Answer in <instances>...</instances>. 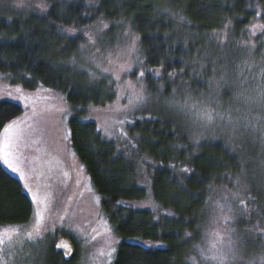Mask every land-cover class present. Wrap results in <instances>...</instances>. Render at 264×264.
Segmentation results:
<instances>
[{"label": "trees", "instance_id": "obj_1", "mask_svg": "<svg viewBox=\"0 0 264 264\" xmlns=\"http://www.w3.org/2000/svg\"><path fill=\"white\" fill-rule=\"evenodd\" d=\"M253 25L264 26V0H0V73L31 91L51 89L75 108L66 115V137L120 239L112 264H192L211 210L220 213L225 198L235 206L224 207L227 225L264 230L252 210L264 202V124L251 127L249 116L231 121L226 105L234 93L217 88L236 67L224 72L229 61L252 76L245 73L249 58L264 60V38L247 33ZM72 27L75 35L61 31ZM112 47L132 50L129 78L143 85L147 100L109 138L82 117L111 102L113 88L78 62L84 51L104 57ZM205 109L211 123L199 116ZM23 112L0 100V134ZM141 201L152 208L134 206ZM32 214L22 184L0 163V226L27 223Z\"/></svg>", "mask_w": 264, "mask_h": 264}, {"label": "rangeland", "instance_id": "obj_2", "mask_svg": "<svg viewBox=\"0 0 264 264\" xmlns=\"http://www.w3.org/2000/svg\"><path fill=\"white\" fill-rule=\"evenodd\" d=\"M254 26L247 29L249 37L257 41L263 39L264 31L261 26H255V28ZM253 30L255 35H252ZM261 47L264 48V42ZM116 48L115 50H112L113 47L110 48L109 50L112 51L104 57L84 51L79 55L78 62L81 69L90 73L92 80L105 78L106 83L113 88L114 98L111 102L100 107L87 108L88 112L82 117L85 121L95 122L99 130L109 138L120 133L123 116L131 109L129 99L133 88L139 90L141 87V84L129 78L133 61L132 50ZM239 62L237 59L231 60L223 67L224 72H229L230 65H236L230 74L219 80L217 88L221 93H234L232 101L226 105L231 108L228 112L231 121H243L244 117L249 116L251 125L257 126L260 122L264 124V119H257L264 114V109L259 103L251 102L257 98L259 91L264 89V77L261 74L258 75L257 71H251V68L264 69V60L249 58L245 73L252 76L239 73ZM121 66L130 70L124 71ZM117 76L119 79H116ZM10 80L12 79L9 76L0 73V100L12 101L24 108L23 114L14 120L19 122L18 127L23 130V139L16 149V156L18 166L24 171L26 179L22 180L19 174L7 169L2 160L0 163L22 184L24 192L32 203L33 214L27 223L0 226V228L19 229V234L13 236L11 241L5 237V244L0 245L3 249L0 251V256L7 260V264H107L109 245L116 250L120 239L110 227L99 196L67 140L66 115H73L75 108L69 105L63 95L51 89L39 87L31 91L22 84L12 83ZM17 89L21 91L17 92ZM242 89L247 91L243 95L240 93ZM18 96L27 97V100L13 99ZM220 107L223 106L220 105ZM241 111L242 115L239 114ZM4 135L2 130L0 141L3 140ZM139 178L147 186V177L142 172L139 173ZM25 184H28L32 191L44 201L40 205L44 209L42 238L36 240H29L26 236L35 223L34 212L37 206L33 204L32 193L25 189ZM144 188L150 198V187ZM219 196L222 197V195ZM143 202H137L134 206L152 208L148 201ZM223 205L235 208L233 202L227 201L226 198ZM215 210H217L216 207H213L200 241L194 247L192 264H217L216 261H204L199 253V248L207 250L215 242L214 233L216 232L224 235L225 243L230 233L234 242L235 258L230 254L227 264H261L264 258V231L252 232L240 228L237 220L232 221V227L224 225L222 213L226 214V212L218 213ZM252 210L258 221H264L262 218L264 202L253 206ZM61 241L71 248L69 258H65L64 253L58 251L56 247ZM53 251L59 252L64 262L55 261Z\"/></svg>", "mask_w": 264, "mask_h": 264}, {"label": "snow or ice", "instance_id": "obj_3", "mask_svg": "<svg viewBox=\"0 0 264 264\" xmlns=\"http://www.w3.org/2000/svg\"><path fill=\"white\" fill-rule=\"evenodd\" d=\"M22 6V5H20ZM46 10V9H45ZM181 21L184 20V17H180ZM122 23V22H121ZM104 27L107 28L108 25L104 24ZM255 28V26H254ZM262 31H264V26H261ZM62 32L68 33L69 35H75L76 29L75 27L72 28H62ZM127 34V33H126ZM252 35H255V31L253 30ZM139 39V37H134L133 43H132V50H135L136 48V41ZM90 42L95 44V41L92 40V37L89 36ZM83 47V46H81ZM255 45H253V48ZM111 62V61H110ZM99 67V65H97ZM122 70L124 71H129L130 69L124 68L121 66ZM103 71H108V69H103ZM155 75L159 76L160 70L156 69L154 70ZM173 73H169V76H172ZM261 75L264 77V69L261 70ZM140 76H144V71H140ZM95 78V77H93ZM116 79H119V76L116 77ZM20 89H17V92H20ZM13 99H20V100H27V97L24 96H18V97H13ZM147 100V97L145 95V90L143 88V85H141L139 90H136L133 88L132 94L129 99V105L131 107H136V106H142ZM252 103H259L262 109H264V89H261L257 95V98L255 100H251ZM27 106V105H26ZM187 101L185 102L184 107H187ZM193 107H195L193 105ZM200 118L206 119L209 123L212 122L213 116L210 112H208L206 109L203 112L199 113ZM258 119H264V114L258 116ZM19 122L18 121H12L10 122L6 127H4L3 131L5 133L4 138L2 141H0V160L3 161V164L7 169H10L11 172L19 174L20 178L26 179L24 171L18 166V158L16 156V149L19 147L20 142L23 139V130L19 129L18 127ZM249 125H245V127H248ZM251 127L255 128L256 125H251ZM15 129V131H13ZM261 129L264 130V125H261ZM107 131V130H105ZM12 133V134H9ZM181 171L183 172H189L190 169L188 168H182ZM237 185H239V177H237L236 180ZM25 189L29 193H32V202L35 204L37 207L34 212L35 216V223L30 231L26 233V236L29 240H36L38 238H42V221H43V212L44 209L40 207L41 204L44 203L36 193L32 191V188L28 185H24ZM234 198H239V193H234L233 194ZM249 199H253L251 196H249ZM241 203L243 204V200L241 199ZM217 207L220 208L221 212L224 211V205L217 204ZM228 211L231 212V207L229 206ZM245 211H247V208L245 207ZM170 214V213H169ZM231 217L229 215H225L223 217L225 225H227L230 221ZM258 230L259 229V226ZM264 231V230H261ZM19 234V229L17 228H0V245L5 244V237L7 238L8 241H11L13 236ZM186 236H190L191 233H186ZM216 239L215 242H213L210 247L205 250L203 248H199V253L201 258L204 261H216L217 264H227V260L229 255L231 254L233 258H235V252L233 250L234 242L231 239V234L229 233V238L227 240V243H225V237L219 232L214 233ZM95 239V237H93ZM219 245V246H218ZM151 246V245H150ZM56 247H64L67 249V252H71V248L63 241L61 243L57 244ZM227 249V251H225ZM0 251H3L2 248H0ZM115 252V248L111 247L109 245V250L107 252V257L108 261L107 264H111V257L112 254ZM194 259V258H193ZM0 264H7V260L0 256ZM261 264H264V258H262Z\"/></svg>", "mask_w": 264, "mask_h": 264}, {"label": "water", "instance_id": "obj_4", "mask_svg": "<svg viewBox=\"0 0 264 264\" xmlns=\"http://www.w3.org/2000/svg\"><path fill=\"white\" fill-rule=\"evenodd\" d=\"M58 249L61 250V251L64 253V257H65V258H69V257H70L71 252L68 253L66 248H64V247H59Z\"/></svg>", "mask_w": 264, "mask_h": 264}, {"label": "flooded vegetation", "instance_id": "obj_5", "mask_svg": "<svg viewBox=\"0 0 264 264\" xmlns=\"http://www.w3.org/2000/svg\"><path fill=\"white\" fill-rule=\"evenodd\" d=\"M58 251H61V250H58ZM62 253V252H61Z\"/></svg>", "mask_w": 264, "mask_h": 264}]
</instances>
